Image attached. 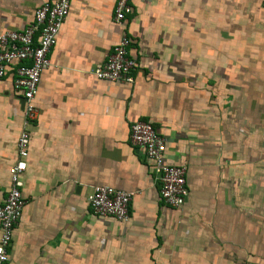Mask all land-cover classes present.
<instances>
[{"label":"crops","instance_id":"obj_1","mask_svg":"<svg viewBox=\"0 0 264 264\" xmlns=\"http://www.w3.org/2000/svg\"><path fill=\"white\" fill-rule=\"evenodd\" d=\"M44 1L0 0V34ZM129 3L119 23L116 0H70L34 94L26 202L0 264H264V71L250 68L264 66V0ZM123 34L133 82L98 79ZM13 77L12 66L0 77V203L25 130ZM140 120L165 137V162L186 167L179 207L129 141ZM96 185L133 193L127 220L93 212Z\"/></svg>","mask_w":264,"mask_h":264},{"label":"built area","instance_id":"obj_2","mask_svg":"<svg viewBox=\"0 0 264 264\" xmlns=\"http://www.w3.org/2000/svg\"><path fill=\"white\" fill-rule=\"evenodd\" d=\"M129 1L116 0L113 13L116 22L122 23L131 12ZM69 7L70 0H46L35 9L32 22L23 29L0 34V77L7 73L10 66L14 67L12 85L24 98L25 126L16 142L18 160L9 169L10 188L5 200L0 203V263L8 260L7 247L26 202L21 194L20 176L26 169L24 158L29 141L26 126L36 116L34 94L42 71L50 64L49 53L56 43ZM129 45V37L123 34L113 46L106 62L94 70L98 79L133 82L132 71L136 63L129 55ZM129 141L142 148L146 159L152 163L154 176L160 185L161 200L170 207L181 206L188 197L186 167L165 162V137L157 132L152 123L140 120L130 125ZM132 196L130 191L109 185H96L92 188L88 201L95 214L127 220Z\"/></svg>","mask_w":264,"mask_h":264},{"label":"rangeland","instance_id":"obj_3","mask_svg":"<svg viewBox=\"0 0 264 264\" xmlns=\"http://www.w3.org/2000/svg\"><path fill=\"white\" fill-rule=\"evenodd\" d=\"M251 69H261V70H263L264 71V66H254V67H250ZM254 83H249V88H250V90H252V85H253ZM259 84V86H257L259 89H264V82H259L258 83ZM256 86V85H255ZM254 88H256V87H254ZM255 100V99H254ZM253 150V153H255L256 152V149H252Z\"/></svg>","mask_w":264,"mask_h":264},{"label":"water","instance_id":"obj_4","mask_svg":"<svg viewBox=\"0 0 264 264\" xmlns=\"http://www.w3.org/2000/svg\"><path fill=\"white\" fill-rule=\"evenodd\" d=\"M22 101L24 102V98L22 97Z\"/></svg>","mask_w":264,"mask_h":264}]
</instances>
